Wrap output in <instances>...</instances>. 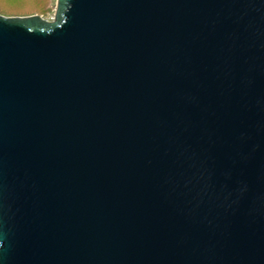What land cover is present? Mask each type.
<instances>
[{
    "label": "water",
    "instance_id": "obj_1",
    "mask_svg": "<svg viewBox=\"0 0 264 264\" xmlns=\"http://www.w3.org/2000/svg\"><path fill=\"white\" fill-rule=\"evenodd\" d=\"M0 264H264V0L0 15Z\"/></svg>",
    "mask_w": 264,
    "mask_h": 264
},
{
    "label": "rangeland",
    "instance_id": "obj_2",
    "mask_svg": "<svg viewBox=\"0 0 264 264\" xmlns=\"http://www.w3.org/2000/svg\"><path fill=\"white\" fill-rule=\"evenodd\" d=\"M57 0H0V15L29 17L38 15L47 21L55 17Z\"/></svg>",
    "mask_w": 264,
    "mask_h": 264
}]
</instances>
